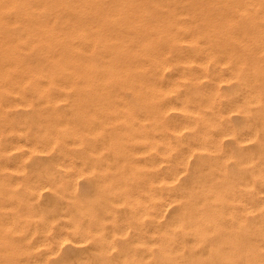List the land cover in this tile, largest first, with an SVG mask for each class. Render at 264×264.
I'll use <instances>...</instances> for the list:
<instances>
[{"label": "rangeland", "instance_id": "374dc122", "mask_svg": "<svg viewBox=\"0 0 264 264\" xmlns=\"http://www.w3.org/2000/svg\"><path fill=\"white\" fill-rule=\"evenodd\" d=\"M18 24L0 28V43L17 47L25 64L17 67L0 48V65L11 70L0 69V264H240L243 252L264 242V209H250L253 198L264 205V152L241 150L236 140L255 129L264 137V88L258 96L252 85L215 79L236 62L209 59L200 69L195 61L183 78L171 54L169 68L155 74L164 101L175 105L163 114L195 125L172 140L234 130L235 140L225 135L222 142L233 152H90L96 140L88 127L106 121L74 102L101 91L64 89L46 83L45 75L26 74L29 61L46 68L51 62H40L41 43L30 53L35 42ZM245 25L240 21L233 31ZM249 61L264 66V57ZM121 93L141 110L134 94ZM53 96L60 100L46 102ZM185 96L201 113L179 108ZM75 130L85 146L73 142ZM248 157L253 161L244 162Z\"/></svg>", "mask_w": 264, "mask_h": 264}, {"label": "bare ground", "instance_id": "6f19581e", "mask_svg": "<svg viewBox=\"0 0 264 264\" xmlns=\"http://www.w3.org/2000/svg\"><path fill=\"white\" fill-rule=\"evenodd\" d=\"M240 21L247 28L234 32ZM17 23L24 27L30 42H35L34 46L28 44L30 53L37 52L35 48L41 43L44 48L37 53L40 62H51L46 68L32 67L29 61L28 69L23 70L26 74L45 75L46 83L64 89L80 85L101 91L99 95H80L74 102L97 109L106 121L101 128L88 127L96 140L88 147L90 152H233L224 149L222 142L225 135L234 139V130H226L220 138L198 135L191 142L172 140L173 135L195 125L169 120L163 114L175 105L164 101V83L155 74L169 68L167 57L171 54L181 63L183 78L188 77L184 71L191 70L193 62L205 69L209 59H217L236 62L227 76L216 75L217 81L236 79L252 85L258 96L264 88V66L249 61L264 57V0H0V28L6 25L8 30ZM0 44L1 52L12 55L17 67L25 65L17 47ZM219 53L223 56L218 57ZM8 68L0 65L2 72H10ZM244 71L248 76L241 75ZM116 87L118 92H114ZM122 91L134 94L141 104L140 112ZM59 100L53 96L46 102ZM179 108L201 113L187 96L179 101ZM257 136L256 129L242 131L236 138L237 146L246 152H264V137ZM71 137L75 145L85 146L81 133L75 130ZM49 138L59 141L57 136ZM243 142H249L248 147ZM252 161V157L244 160ZM250 205V209H264L256 198ZM263 249L261 241L250 246L240 264H264Z\"/></svg>", "mask_w": 264, "mask_h": 264}]
</instances>
